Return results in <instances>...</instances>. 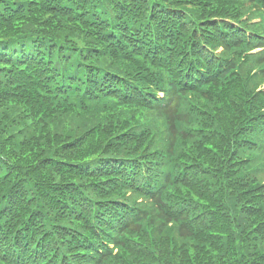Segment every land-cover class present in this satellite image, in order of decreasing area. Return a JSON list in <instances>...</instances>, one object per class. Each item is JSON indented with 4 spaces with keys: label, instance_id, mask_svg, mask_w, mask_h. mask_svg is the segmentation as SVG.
<instances>
[{
    "label": "trees",
    "instance_id": "trees-1",
    "mask_svg": "<svg viewBox=\"0 0 264 264\" xmlns=\"http://www.w3.org/2000/svg\"><path fill=\"white\" fill-rule=\"evenodd\" d=\"M0 264H264V0H0Z\"/></svg>",
    "mask_w": 264,
    "mask_h": 264
}]
</instances>
